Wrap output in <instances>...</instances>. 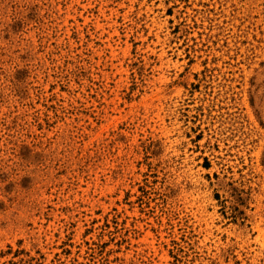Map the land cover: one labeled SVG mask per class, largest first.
<instances>
[{
	"label": "rangeland",
	"instance_id": "374dc122",
	"mask_svg": "<svg viewBox=\"0 0 264 264\" xmlns=\"http://www.w3.org/2000/svg\"><path fill=\"white\" fill-rule=\"evenodd\" d=\"M0 264H264V0H0Z\"/></svg>",
	"mask_w": 264,
	"mask_h": 264
}]
</instances>
